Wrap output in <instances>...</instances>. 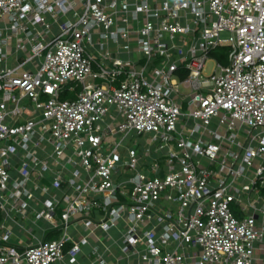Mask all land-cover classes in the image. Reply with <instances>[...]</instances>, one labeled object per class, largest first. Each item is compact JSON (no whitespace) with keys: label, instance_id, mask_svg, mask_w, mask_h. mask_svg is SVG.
<instances>
[{"label":"built area","instance_id":"1","mask_svg":"<svg viewBox=\"0 0 264 264\" xmlns=\"http://www.w3.org/2000/svg\"><path fill=\"white\" fill-rule=\"evenodd\" d=\"M0 264H264V0H0Z\"/></svg>","mask_w":264,"mask_h":264},{"label":"rangeland","instance_id":"2","mask_svg":"<svg viewBox=\"0 0 264 264\" xmlns=\"http://www.w3.org/2000/svg\"><path fill=\"white\" fill-rule=\"evenodd\" d=\"M221 38L222 39H229L230 38V33L228 31L221 32ZM224 44L228 45L229 43L226 42ZM217 53H218V55L212 56V59H210L208 61L207 65H206V70L205 71H206V73L208 75L211 74V72L213 71V68H214L215 64L217 63V61L222 62L223 65H227L229 63V59H228V57H229V48H226V47L225 48H220ZM98 82L100 83L102 81L99 79ZM67 87H69V86L67 85ZM181 90L186 92V90L184 88H181ZM72 95H69L67 98L72 97ZM27 104H29V102H27ZM136 139H137L136 136L133 135V137L131 138L130 144L136 146L139 149L140 146L137 145ZM138 140H139V142H141L142 138L140 137ZM45 181L47 183L49 182L48 179H46ZM28 224H29V227L33 226L35 228L36 233H38L40 231L39 228L37 226H35L34 224H32L30 222H28ZM39 226L50 228V225H47L45 222L44 223L43 222H39ZM81 231L84 232L83 229H81ZM115 237H117V234H115Z\"/></svg>","mask_w":264,"mask_h":264},{"label":"trees","instance_id":"3","mask_svg":"<svg viewBox=\"0 0 264 264\" xmlns=\"http://www.w3.org/2000/svg\"><path fill=\"white\" fill-rule=\"evenodd\" d=\"M222 48H225V47H222ZM218 50H216V51H214L213 53H212V56H216V55H218ZM222 54V53H221ZM219 57V56H218ZM220 58V57H219Z\"/></svg>","mask_w":264,"mask_h":264},{"label":"crops","instance_id":"4","mask_svg":"<svg viewBox=\"0 0 264 264\" xmlns=\"http://www.w3.org/2000/svg\"><path fill=\"white\" fill-rule=\"evenodd\" d=\"M82 262H86V261H82Z\"/></svg>","mask_w":264,"mask_h":264}]
</instances>
